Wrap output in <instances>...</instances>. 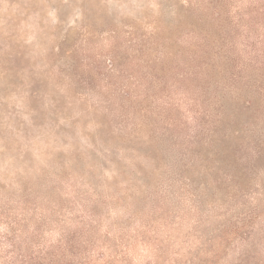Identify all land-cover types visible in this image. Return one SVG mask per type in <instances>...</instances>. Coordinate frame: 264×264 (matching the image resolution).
Returning <instances> with one entry per match:
<instances>
[{
    "label": "rangeland",
    "instance_id": "1",
    "mask_svg": "<svg viewBox=\"0 0 264 264\" xmlns=\"http://www.w3.org/2000/svg\"><path fill=\"white\" fill-rule=\"evenodd\" d=\"M0 264H264V0H0Z\"/></svg>",
    "mask_w": 264,
    "mask_h": 264
}]
</instances>
